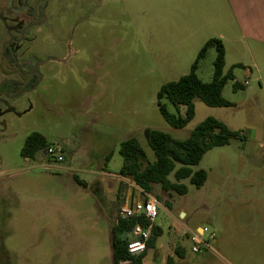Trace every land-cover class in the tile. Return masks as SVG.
I'll return each mask as SVG.
<instances>
[{"label": "rangeland", "instance_id": "rangeland-1", "mask_svg": "<svg viewBox=\"0 0 264 264\" xmlns=\"http://www.w3.org/2000/svg\"><path fill=\"white\" fill-rule=\"evenodd\" d=\"M17 5L0 0V81L19 79L3 55L5 42L31 20ZM221 7L222 0H49L46 24L17 53L18 59L26 52L39 56L38 81L12 97L0 95V264H114L119 207L145 197L119 175L121 143L136 137L154 161L146 128L184 139L208 116L242 135L192 166L208 173L201 187L189 178L181 181L185 194L154 185L162 234L144 264H169L166 250L177 241L185 254L175 253L177 244L173 264H264V45L240 41L235 29L225 28ZM221 33L230 37L225 72L233 68L235 76L223 96L234 105L209 106L197 97L194 118L171 126L159 109V89L189 73L204 43ZM216 55L210 47L199 63L204 82L213 78ZM235 81L244 87L234 90ZM167 103L172 113H185V106ZM33 131L52 150L29 159L21 150ZM121 182L126 199L119 203ZM198 226L209 251H192Z\"/></svg>", "mask_w": 264, "mask_h": 264}, {"label": "trees", "instance_id": "trees-1", "mask_svg": "<svg viewBox=\"0 0 264 264\" xmlns=\"http://www.w3.org/2000/svg\"><path fill=\"white\" fill-rule=\"evenodd\" d=\"M210 47L216 49L214 73L210 82H204L196 73L200 61L206 56ZM226 48L218 37L209 38L200 49L189 73L177 80L169 81L162 85L157 93L158 105L161 114L173 127L186 126L195 116L194 100L200 97L209 106H233L234 104L223 96V90L229 80H234L233 68L225 72ZM244 85L238 81L233 83V89L238 90ZM173 104L178 110L185 106V113H172L168 103ZM145 135L149 146L155 154V160L150 161L147 153L136 137H131L121 143L120 154L123 164L119 175L129 179L143 193L152 194L155 184H160L165 191H175L185 194L187 185L183 179L189 178L197 187L205 184L208 173L205 169L194 170L192 166L198 165L205 153L213 147L230 143L233 137L242 135V130L230 128L224 121L208 116L184 139H178L168 132L155 128H146ZM51 143L46 136L38 131L30 133L24 142L21 155L25 158L35 159L38 153H48ZM111 155V154H110ZM107 156V159L110 158ZM173 174L175 181L169 176ZM74 179L80 185L87 186L77 174ZM121 182L117 194L119 203L126 199V190ZM158 199V198H157ZM140 222L146 224L144 218H130L122 220L118 217L112 228V246L114 264H143L147 250L154 247L162 229L154 225L148 240L147 250L138 256H132L128 251V243L135 225ZM179 257L184 254L179 247L175 248ZM173 257H168V263L173 264Z\"/></svg>", "mask_w": 264, "mask_h": 264}, {"label": "flooded vegetation", "instance_id": "flooded-vegetation-1", "mask_svg": "<svg viewBox=\"0 0 264 264\" xmlns=\"http://www.w3.org/2000/svg\"><path fill=\"white\" fill-rule=\"evenodd\" d=\"M48 5L49 0H35L33 4H27L25 0H18L15 11L28 14L31 20L25 25L20 24L18 34L11 36L3 46V55L9 63L15 66V73L19 76V79L4 78L0 81V95L12 97L23 89L32 88L38 81L41 65L39 56L26 52L27 55L23 54V57L18 59L17 53L23 51L22 42L33 41L36 38L34 29L46 24ZM20 19L23 23L22 18Z\"/></svg>", "mask_w": 264, "mask_h": 264}, {"label": "crops", "instance_id": "crops-1", "mask_svg": "<svg viewBox=\"0 0 264 264\" xmlns=\"http://www.w3.org/2000/svg\"><path fill=\"white\" fill-rule=\"evenodd\" d=\"M212 8L213 7H210V23L214 22L215 19L213 16ZM218 18L219 21L221 20L225 28L232 27L239 33L238 38L240 41L245 40V41H249L250 43H259L264 45V0H222V7L219 8L218 10ZM213 35L210 36V38L211 37L220 38L223 41L226 48L228 41L230 40L229 35L226 33L213 34ZM104 179L105 177H101L100 180L104 181ZM111 198L113 199L114 197L111 195ZM137 200H141V199L132 196L131 201H137ZM126 201H129V199H126ZM159 204L161 208L162 203L159 202ZM155 224L158 225L156 221ZM202 228L203 227L201 226L197 227L198 231ZM182 239L184 240V234L182 236ZM177 244L178 247L183 252V254H185V248L179 241H177L176 243L172 242L170 248L166 250L167 262L169 256L174 257L172 249H174ZM162 247H164L163 244ZM205 250L209 251L210 248L203 249V251Z\"/></svg>", "mask_w": 264, "mask_h": 264}, {"label": "built area", "instance_id": "built-area-1", "mask_svg": "<svg viewBox=\"0 0 264 264\" xmlns=\"http://www.w3.org/2000/svg\"><path fill=\"white\" fill-rule=\"evenodd\" d=\"M249 81H245L248 84ZM50 147L48 153L51 152ZM145 197L137 201H125L119 207L118 217L122 220L130 218H144L147 223L138 222L131 232V237L128 243V251L132 256H138L147 250L148 240L151 236L152 229L155 225L156 218L159 214L160 204L157 198L151 194L144 193ZM202 233L196 232L191 234L192 251L195 253L202 252L205 248H210L209 240L203 238L205 228H202ZM212 233L209 238H214Z\"/></svg>", "mask_w": 264, "mask_h": 264}]
</instances>
